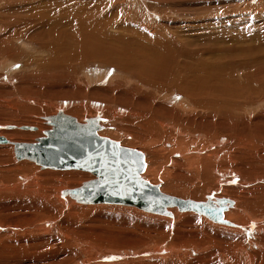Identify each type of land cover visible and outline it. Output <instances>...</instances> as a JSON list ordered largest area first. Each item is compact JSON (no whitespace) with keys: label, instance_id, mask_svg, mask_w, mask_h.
Here are the masks:
<instances>
[{"label":"rangeland","instance_id":"rangeland-1","mask_svg":"<svg viewBox=\"0 0 264 264\" xmlns=\"http://www.w3.org/2000/svg\"><path fill=\"white\" fill-rule=\"evenodd\" d=\"M79 6L81 7L79 8ZM70 7L73 9V13L77 10L78 13H84L85 11L82 17L89 12H92L90 16L108 15V18L119 16L120 22L118 24L120 23L121 27L124 26L126 29L131 30L128 32L129 34L125 37L120 36L125 29H117L118 25L116 26L117 30L115 27H112L110 31L107 28L106 30L110 37L113 36V40L115 38L119 39H116L117 41L115 40L114 43L120 46L123 45L122 52L135 50V41L137 40L134 38L141 33L146 35V39L143 40L146 45L155 46L158 44L159 54H165L168 51L167 47L172 49L174 44L171 42L172 46L168 44V41L165 44L163 42L157 43L156 39H159L161 35H157L156 32H160V29L165 31L168 26L179 30L182 36L187 37L183 42L184 45L180 44L181 47L187 46V48H194V50L212 46H219L221 49L223 47L232 48L234 53L231 51L227 53L236 54V56L234 59L224 60L226 64L224 69L230 74L233 73L231 76L233 75L232 79L235 81V89L240 94L239 105L240 102L242 105H253L252 107H246L247 111H242L243 113L238 111V116H235L232 120L231 116L225 113L226 117H222V121L225 125L227 124L228 127H226L232 132L242 130L254 135L255 128L258 125L254 127L253 122L258 121L261 123V128H264V97L249 98V95L253 96L252 94L255 92H258L259 95L264 94V43L262 44L264 41H261L264 40V0H38V2L37 0H0V136L13 139V141L36 142L38 138L46 136L45 131L52 129L46 117L56 115L58 109L62 107L66 113L76 117L82 124H86L87 119L99 117L100 114L102 118L99 123L101 126L99 135L118 141L125 147L143 152L147 164L143 177L153 184L160 185L165 192L180 198L193 200H204L207 193H214L217 195L216 197L233 199L235 205L237 199L243 194L242 189L246 192L245 188H248L249 196L251 195L250 191H253V194H259L258 191L260 190L256 185L259 183V185H264V155H262L263 158L257 166L258 179L256 180L260 182L256 185H253V183L247 185L245 176V179H243L240 173L235 174L232 169H226L225 165L219 167L220 162L216 160V157L217 155L222 158L224 156L222 152H219L222 147L218 143L220 139L216 140L217 143H213L205 142L204 138H199L193 142L194 144L191 142V144L181 145L182 148H179L181 146L175 140H168V136L160 134L150 114L141 111L134 113V111L127 110L128 108L120 111L114 101H109L110 96L108 98L104 97L105 100L90 98L91 85H95L89 84L86 74L93 76L98 72H106L110 77L115 76V72H117V75L119 73L114 67L101 64L98 57L92 56L93 59L96 58L99 62L92 61L90 55L85 63L82 59L79 61L78 58L69 59L71 53L68 52H72L74 49L77 51L78 49L75 55L77 57L81 48L88 47L84 46V42H90L88 48L90 53L92 52V38L85 41L87 39L85 37H89V33L85 32L84 36V32L81 31L83 33H75L76 37L72 34L74 39L68 41L71 44L70 48L73 47V49L66 52L69 48L67 46L59 53L56 52L55 48L56 34L51 37L49 33L44 32L45 35L30 38L34 32L41 33L42 27L47 29V23L57 24L59 21V26L62 24H60L62 18L73 17V15L61 16L63 15L62 11L66 12L71 9ZM94 9L96 10L95 13L93 12ZM206 15L208 16L206 17ZM84 21L90 23L91 20L84 19ZM29 24L32 25L29 26ZM91 27V25L87 27L88 31H91L89 35H93ZM52 29L55 28L52 27ZM100 31L103 30L100 28ZM16 32L20 35L23 34L19 36L20 40L13 35ZM233 42L238 45L235 48H241V44L244 43L243 45L247 51L243 47L241 48L242 51L237 48L236 52L235 43L232 46ZM249 42L250 45H247ZM257 50L261 51L258 52ZM63 52L66 53L64 58L61 57ZM58 54L59 58L57 57ZM53 57L56 62L52 61L54 60ZM56 58L61 61L56 60ZM66 60L68 61L66 62ZM81 63L82 67H80ZM135 70L143 73L142 71L145 69L142 71L140 69ZM79 79L80 81H77ZM92 82L98 83L97 86L99 87L103 85V87H107L106 83L99 85L96 78H91ZM150 82L152 81H147L148 84H151ZM174 99L178 103L185 100L184 96L175 97ZM106 103L109 104L110 108H105L104 111L106 110V112L98 113L90 107L105 106ZM173 105L175 106L174 103ZM67 106L80 109V113H73L64 108ZM200 114L201 112H194L197 117ZM206 117L208 116L206 115ZM206 119L200 122L204 121V124L211 125L215 120L212 118ZM217 119L216 122L219 120ZM200 122L194 120V124ZM7 123L17 127L29 125L36 127V129L3 128ZM192 128L184 130L182 136L176 134L174 137L195 139L197 136L193 135L194 133L190 137L188 135L189 132L196 131V127L193 126ZM13 133H15L14 138L12 137ZM205 137L207 136L205 135ZM204 142L205 144H203ZM0 146L11 149L10 153L7 151L0 152V170L1 167L6 170L3 174L5 177L0 174V264H234V262L236 264H248V262L249 264H264V218H257V221L250 219L249 221L247 214H239L232 221L243 223L244 228L252 221L257 225L250 232L243 229L244 231L237 230L236 233H231L230 230L232 229L228 231L229 228L223 226L219 227L223 231H215L218 228L210 227L208 225L210 220L207 217L191 211H185L184 213L177 208H173L176 209L174 211L171 209L174 214L172 216L159 214L151 216L152 213L150 212L148 213L137 207H127L126 205L82 204L78 202L76 204L71 198L64 199L61 196H59L60 199L57 198V194L59 195V192L64 189L82 186L91 178H96L94 173L81 169L42 168L34 161L18 160L13 146L4 144H0ZM184 147L192 150L191 153L195 150L193 155L197 158H203L204 156L211 158L212 162H208L207 166L211 169L212 165H217V172L215 170L206 173L208 170L205 171L203 168H200L202 170L200 172L196 166L197 164H192L188 173H185L189 177L180 178L181 180L177 179L175 176L176 171H178L177 165L185 160L183 159ZM218 152L219 154H217ZM177 153L179 156L176 157L175 154ZM229 153L232 154V150ZM206 157L204 158L206 159ZM150 164L152 165L150 166ZM23 167L24 171H22ZM155 169L159 171L154 173ZM70 170L83 173L85 177L83 176L82 179L78 180L67 178L66 173ZM148 171L153 173H147ZM218 171L223 173L218 174ZM50 173L51 175H49ZM251 185L255 188L253 189ZM35 193L38 195L36 196ZM255 207L259 206L254 205ZM174 217L175 220H173ZM205 218L208 224H206ZM213 224L218 226V223ZM224 231L229 234L227 235ZM101 237L105 238L106 241L100 239ZM95 241H101L100 244L103 248L99 251L102 250L105 254L96 255L97 252L92 251L90 244L93 246ZM160 248L170 250V253H168L170 256H160L158 254L162 251ZM19 250L22 253L19 254L20 256L17 254L20 253ZM131 252H134V255L131 256ZM110 254L115 257L118 256L117 258L120 259L109 260L108 258L112 256ZM24 255H26L25 258ZM260 256L263 259H260Z\"/></svg>","mask_w":264,"mask_h":264},{"label":"bare ground","instance_id":"bare-ground-1","mask_svg":"<svg viewBox=\"0 0 264 264\" xmlns=\"http://www.w3.org/2000/svg\"><path fill=\"white\" fill-rule=\"evenodd\" d=\"M37 2H38V0H37ZM60 7H62V6H60ZM80 7L81 6H79V8ZM90 7L91 6H89V8ZM112 7H113V5H112ZM90 9L92 10V8H90ZM72 11H73L72 8L71 9H68L66 12L65 11H62L63 12V15H61V16L73 15V17H66V18L64 17V18H62V20L60 19L61 20L60 24L62 23L61 25L58 26V22L59 21L57 22V24L54 23V22H53L54 24H52V22L51 23H47V29H45L46 27L44 29L42 27L41 28V31H42L41 33L38 34V33H35L34 32V34L32 33L33 36H31L30 38H35L34 36H36V38H37V37H40L42 35H45V34H43L44 32L49 33V36H51V37L54 34H56L57 37L54 36L56 38L55 39L56 40L55 41L56 42V45H55L56 47L55 48L57 50L56 52L59 53L61 50L64 49V47L67 48V46L69 48H67L68 50L66 52H68V51H70V50L73 49V47L70 48V45L71 44H70V41H68L70 39H74V37H73L72 34L75 35V33L78 34V33H83V32H84L83 33L84 36H85V32L91 34V31H88V28H87V27H90V25H91L92 26L91 27V30H92L93 35H89L88 34L89 37H85V38H87L85 41H89L88 38H92V41L90 40L92 42L91 44L93 45L92 50H91L92 52L90 53L89 48H88L89 45H90L89 44L90 42L89 43L88 42L86 43V42L82 41V42H84V46H88V47L87 48L83 47V48H81V50L79 49L81 51V53L79 51V53H78L79 55L77 57L75 55L78 52V49H77V51H76V49H74V51H72L74 53L68 52V53H71L70 56H69V59L70 58L71 59L72 58H75V59L78 58V61L82 59L84 61V62L83 61L82 62L85 63V61L87 62L88 56L90 55L89 57H90V59L92 61H95V62L96 61L97 62L100 61L101 64L103 63L105 65H108V67L109 66H112V67H114L118 71L119 74L117 75V72H115V76H110V77H109V74H107L106 72H98V73L94 74L93 76H88L90 74H86L85 76L88 78L89 84L90 85L91 84H94L96 86L95 87V86L91 85L92 87H91V90H90L91 91V97L90 98H92V99H100V100L103 99V100H105V98H108L110 96L109 97V101H114L115 102V105L118 107V109L120 111L126 110L128 108L127 110L134 111V113H136L138 111L139 112L141 111V112H145V114L146 113L150 114L153 117L154 123L157 126L160 134H163L166 137L168 136L169 137L168 140H170V139L171 140L172 139L175 140L176 143L179 146H181V145H184V146L185 145H189V144H191V142L193 143V142L197 141V139H199V138H204L205 139V142H213V143L214 142L217 143L216 140L217 139H220V141L218 143H219L220 146L222 145V147L220 148L219 152H222L224 156H223V158L220 157V155H217V157H216V160L218 162H220L219 163L220 164L219 167H221V165H225L226 169H228V170L232 169L235 174H239L240 173L241 176L243 177V179H245V177H246V179H247V181H246L247 185L248 184H252V183H253V185H256L258 182H260V181H258L256 179H258V175H257L258 174V167L257 166H259L258 165L259 164L258 162L263 158L262 155H264V130H263L264 128L263 129L261 128V123H259L258 121L253 122L254 127H255V125H258V127L255 128L254 135H252L251 133L246 132V131H242V130H238V132L237 131L236 132H232V131H230L227 128L228 127L227 124L225 125V123L222 121L223 120L222 117H226L224 115L225 113H228L231 116V120H232V118H235V116H238L237 115L238 111H241V113H243L242 111H244V112L247 111V108L246 107H252V105H253V104L251 106L248 105V104L247 105H242L241 102H240V105H239V98H240L239 95L240 94H238V90L236 92V89H235L236 88L235 81L232 79V76L233 75L231 76V74H233V73L230 74L229 72H227L224 69L226 67V64L224 63V60L225 59H228V60L234 59V57L236 56V54L231 55V54L227 53L228 51H231L232 53H234V50L232 48L223 47L221 49V47H219V46H212L210 48L207 47V48H201V49L194 50V48H189V47L187 48V46L184 47L183 46L184 45L183 42H184L185 39H187V37L186 36H182V34L180 33L179 30L172 29L171 26H168V29L167 30L163 31L162 29H160V32H156L157 35L158 34L161 35L159 37V39H156L157 43L158 42H163V44H165V42L168 41V44H170L172 46L174 44V46H173L172 49H169V47L166 46L168 48V51L165 54H163V55L162 54H159L160 52L158 51V44H156L155 46H153V45H146V43L143 42V40L146 39V35H143L141 33L138 34V37L136 36L134 38V39L137 40V41H135V50H133V51H131V50L128 51L127 50V51L122 52L123 51V48H122L123 45L120 46L119 44H115L114 41L117 38H115V40H113L114 39L113 36L110 37V34L106 30V28H107L110 31L112 29V27H115V29H116L117 28L116 26L118 25L119 27L117 29H119V28H121V30L122 29H125L124 32L123 31L121 32L123 35L121 34L120 36L125 37V35H128L129 34L128 32H130L131 30L126 29L124 26L121 27L120 26V23L118 24V22H120V17L119 16H114V17L112 16V18H108V15L107 16L106 15H104V16H101V15L90 16V15H92V12L91 13L89 12L88 14H86L85 16L82 17V15L85 13V11H84V13H82V12L81 13H78L79 12L78 10L76 12H74V13ZM95 11L96 10L94 9L93 12L95 13ZM116 12H118V11H116ZM207 16L208 15H206V17ZM130 17H132V15H130ZM84 19L85 20H88V21L91 20V21H90V23H88V22H85ZM128 19H130V18H128ZM137 19H138V17H137ZM173 20H175V19H173ZM23 25H24V23H23ZM30 25H32V24H29V26ZM138 26H139V24H138ZM52 27H54L55 29H52ZM102 27H103V29H102ZM27 28H28V26H27ZM100 28L103 31H100ZM81 31H83V32H81ZM18 32H16L13 35L16 36V38L20 40L21 38H19V36H22L23 34L20 35V33L18 34ZM95 32H98V33H95ZM112 32H114V31L112 30ZM24 35H25V33H24ZM191 35H193V34H191ZM75 37H76V35H75ZM22 38H24V37H22ZM75 39H77V38H75ZM82 40H84V39H82ZM117 40H119V39H117ZM188 40H189V38H188ZM50 41H53V40H50ZM79 41L81 42V39L80 38H79ZM261 41H264V40H261ZM120 42H122V41H120ZM43 43H45V42H43ZM231 43H229V44H231ZM234 43L235 42H233L232 46H234ZM236 43H237V41H236ZM236 43H235L234 48L236 46H238V45H236ZM263 43L264 42H262V44ZM122 44H123V42H122ZM180 44H183L182 45L183 47H181ZM189 44H191V43H189ZM243 44L244 43L241 44V48L244 47ZM43 45H45V44H43ZM226 45H227V43H226ZM247 45H250V42H249V44L247 43ZM50 46H51V44L49 45V47ZM49 47H48V49H50ZM42 48H44V47H42ZM237 48H235V50ZM241 48H238V49H241ZM257 48H259V47H257ZM245 50H246V48H245ZM241 51H242V49H241ZM260 51H258V52H260ZM171 52H172V54H171ZM236 52H237V50H236ZM244 53H245V51H244ZM62 54L63 55H61V57L64 58V56L66 55V53L63 52ZM253 55H255V54H253ZM58 56H59V54L57 55V57ZM92 56L93 57H98V60L99 61L96 60V58L93 59ZM250 56H251V54H250ZM53 59L54 60H52V61L56 62L54 57H53ZM56 60H60V59H57L56 58ZM67 61L68 60H66V62ZM92 61H90V62H92ZM69 62L71 63L70 60H69ZM62 63H63V61H62ZM48 65H49V63H48ZM80 67H82V63H81V66ZM135 69H140L141 71L143 69H145V70H143L142 71L143 73H141L139 70H135ZM227 70H228V68H227ZM232 72H234V71H232ZM91 78L98 79L99 85L100 84L103 85V83H106L107 84V87H103L104 85L102 87H99V86H97L98 83H96V84H95V82H92L91 83ZM236 79H237V77H236ZM85 80H87V79L85 78ZM77 81H80V79L77 80ZM144 81H146V82H144ZM147 81H152L153 83L150 82L151 84H148ZM253 90H251V91H253ZM255 91H256V89H255ZM102 93L104 94L103 97H102ZM255 93L252 94L253 96H250L249 95V98L250 97H255V98L256 97H260V98L261 97L262 98L264 97L263 96L264 94L263 95H259L258 92L256 94ZM181 96H184L185 100H183L180 103H178L177 101H175V99H174L175 97H181ZM106 100H108V99H106ZM179 100H181V99L179 98ZM252 100H254V99H252ZM173 103L175 104V106L173 105ZM70 105H72V104L70 103ZM68 106L67 107H64V108H66L67 110H69V111H71L73 113L74 112L80 113V109L74 108V107L72 108V107H68ZM90 107L93 108V109H95L96 112H98V113H100V112H106V110L104 111L105 108L110 109L109 108V104H107V103L105 104V106H103V105H96V106H90ZM83 109H84V107H83ZM107 111H109V110H107ZM60 112H63L65 114H68V113H66L64 111L63 107L61 109H58V112H57L56 115H58ZM194 112H201V114L198 115V117H197V116L194 115ZM206 115L208 117H206ZM244 115H245V113H244ZM98 116L99 117L91 118V119H94L95 122L99 124L100 123V119L102 117H101L100 114ZM116 116H117V114H116ZM144 117H146V116H144ZM215 117L219 119V120L217 119L218 122L215 121L216 120ZM74 118L76 119V123H78L79 125H82V123H80L76 117H74ZM206 118L215 119V120H213L214 123L211 124L212 126H215V127H212L211 125H206L207 123L204 124L203 123L204 121L202 123L200 122L202 120H207ZM147 119H151V118H147ZM46 120H47L48 124L51 125L52 128H53V125L50 122V116L49 117H46ZM194 120H197V121L199 120L200 123L199 124H194ZM259 121L261 122V120H259ZM229 122H227V123H229ZM88 123H89V121L87 119V123L86 124H88ZM193 126L196 127V131L189 132L190 134H188V135L190 137L194 133L193 135L197 136V138H195V139H193V138L192 139H184V137H183V138H180L179 139V138H175L174 137V135H176V134H177V136L178 135H181L184 130L193 129L192 128ZM3 128H7V129H23V130H26V129L34 130V129H36V127L29 126V125H22V126L17 127L16 125H12V124H9V123L5 124ZM100 129H101V126H100L99 129H97L98 135H99ZM228 131H230V132H228ZM15 133H17V132H15ZM15 133H13V135H12L13 138L15 137L14 136ZM202 133H204V134H202ZM45 135H46V133H45ZM205 135L207 137H205ZM184 136H186V135H184ZM6 139H7L6 142H0V144H4L6 146H13L14 151L16 150L15 149V144L16 143H29V142L13 141V139H10V138H9L10 139L9 140L7 137H6ZM204 139H203V141H204ZM38 140H39V138H38ZM38 140L36 142H38ZM110 140H112V139H110ZM112 141H115V140H112ZM115 142L119 143L118 141H115ZM205 142L203 144H205ZM119 144L122 146V148H125V146H123L121 143H119ZM126 148H128V147H126ZM179 148H182V146L179 147ZM184 148L185 149H184V158L183 159H185V160L183 162H179L178 165L176 164L177 165V168H178V171H176L175 176H176L177 179H180V178H183V179L184 178H188L189 176L187 174H185V173H188V171H189V169H190V167H191L192 164H197L196 166L198 167V170H200V168H203L205 171L208 170V171H206V173H209V171H215V170L217 172V170H218V166L217 165L216 166L212 165L211 166V169L207 166L208 165V162H212L211 158L206 157V156H204V157H206V159L204 157L203 158H200V157L197 158L195 155H193V152H195V150H193V152L191 153L192 150H190L187 147H184ZM134 150H137V149H134ZM175 150H178V149H175ZM228 150L229 151L232 150V154H230ZM1 151H7V152L10 153L11 152V149L8 148V147H5V146H0V152ZM137 151H139V150H137ZM139 152H141V151H139ZM215 152H217V151H215ZM219 152L217 154H219ZM141 153L144 156V162H143V167L144 168L142 169V171H140V173L138 174V177L139 178H142L144 180H147V179H145L143 177V173L145 172V170L147 168L146 158H145L144 153L143 152H141ZM15 155H16V151H15ZM175 155H176V157L179 156L178 153L175 154ZM212 155H213V153H212ZM220 158H222V159H220ZM17 159L18 160L27 159V160L34 161V160L29 159L27 157L21 158V159L17 158ZM219 160H221V161H219ZM229 161H230V163H229ZM231 161H232V163H231ZM34 162H36V161H34ZM218 162H216V163H218ZM222 162H223V164H221ZM154 163H153V165L155 166ZM198 163H200V165H198ZM37 164H39V163H37ZM39 165L42 167L41 164H39ZM151 165L152 164H150V166ZM17 167H19V166H17ZM20 167H21V165H20ZM42 168H52V167H42ZM22 169H23L22 171H24V167ZM52 169L67 170L65 168H52ZM69 169H77V170H79L78 168H69ZM81 170H84V169H81ZM87 171H90V170H87ZM157 171H159V170L158 169L157 170L155 169L154 170V173L157 172ZM201 171L202 170H200V172ZM4 172H6V170H3V168L1 167L0 174L3 175ZM90 172H92V171H90ZM151 172L152 171H148L147 173H150L151 174ZM25 173H27V172H25ZM92 173H94V172H92ZM220 173H223V172H219L218 171V174H220ZM94 174L96 175V178H93V179H97L98 178V175L96 173H94ZM225 174L228 175L227 172H225ZM49 175H51V173ZM66 175H67V178L75 179V180L82 179L83 176L85 177V175L83 173H78V172H75L73 170L68 171L66 173ZM125 175H126V177H125L126 182L128 184H131L132 183V180L134 178V174H131L130 175L131 177H129L127 174H125ZM229 175H230V173H229ZM3 176L5 177V175H3ZM37 176L40 177L39 175H37ZM221 177H222V175H221ZM33 178L36 179L37 177H33ZM93 179L91 178V180H93ZM125 180L123 178V182ZM86 182L84 184H86ZM234 182H236V181H234ZM1 183H2V181H1ZM22 183H25V182H22ZM151 184H153V183H151ZM259 184L256 185L257 188H258V190H260V191H258L259 194H257V193L256 194H253V191H250L251 195L249 196V194H248L249 192L247 190L248 188L247 189L245 188L246 192L245 191H242L243 190L242 189L241 192L243 194L239 197V199H237L238 201H237L236 205H235V201L233 199H230L228 197H216L217 195H215L214 193H211V194H208L207 193V195L205 196V199L204 200H196V199L193 200V199L181 198V199H184V200H192L195 203H199V204H201L203 206H209V207H213L214 206L216 208L225 207L224 208V212H223V216H224V218L226 217L225 219L229 221L228 223H224V222H220V221H216L214 219H211L207 214H205L203 212H200V211H197V210H193V209H181L178 205H169V206H167V210L169 211V213H162V212L161 213H158V212L147 211V210H145L143 208H140L139 206H136L134 204H125V203H121V202H118V201L82 203V202L78 201V199H76L73 195H71L68 192V189H64L61 192H59V195L57 194V198L60 199L59 196L63 197L64 199L71 198V199L74 200V202L76 204H78V203H82V204H117V205H126L127 207L128 206H130V207H137V208H140V209H142V210H144V211H146L148 213L149 212L152 213L151 216L152 215H157V214H159V215H166V216H172L174 214L172 213L171 209L177 208L178 210H180L181 212H184V213H185V211H191V212H195V213H198L200 215H203V216L207 217L210 220V222L208 224L207 223V220L205 218L206 224H208L210 227L211 226H214V228L217 227L218 229H216L215 231H218V230L223 231L222 229H219L220 226H223V227H228L229 228L228 231L230 229H232V230H230L231 233L232 232H235L236 233L237 230H243V229H245L248 232H250L251 229H253L257 225L253 221L252 222H249L250 219H252L254 221H257L256 220L257 218H264V185H259ZM22 185H25V184H22ZM252 187H253V189L255 188L254 186H252ZM25 188H26V186H25ZM159 188H160V190L163 193L169 194V193L165 192L164 189L162 190L160 185H159ZM25 190H27V189H25ZM199 194L200 193L198 192V195ZM37 195L38 194H36V196ZM169 195H171V194H169ZM172 196H174V195H172ZM175 197H177V196H175ZM178 198H180V197H178ZM254 205H257L259 207H257V208L255 207L256 208L255 209L254 208ZM29 207H30V204H29ZM174 210H176V209H173V211ZM242 213H243V215L244 214H247L248 215L247 217H249V221H248L249 223L247 224V226L245 228L243 227V226H245V225H243V223H237L238 221L237 222L232 221V219H234L237 215L242 214ZM243 219H244V217H243ZM245 219H246V216H245ZM173 220H175V217L173 218ZM240 221H242V220H240ZM212 222L213 223H218V226L216 224H213ZM263 227H264V224H263ZM257 231H258V229H257ZM224 232H226V234H227V231H224ZM100 239L105 240V238H102V237ZM190 239H191V237H190ZM249 239H252V238H249ZM101 241H99V242L98 241L97 242L95 241V244H93V246L90 244V246L92 247L91 248L92 251L93 252H97L96 255H99L101 253H104V252H102V250L99 251L100 249L103 248L102 245L100 244ZM106 243H108V242H106ZM220 245H221V243H220ZM223 245H224V243H223ZM111 248H113V247H111ZM161 250H160L161 252L158 253V254H160V256L161 255H163V256L164 255L165 256L166 255H169L170 256V254H168V253H170V250H167L166 248H162ZM15 251H17V250H15ZM254 251H256V250H254ZM131 253H130L131 256L134 255V252H131ZM17 254L19 255V254H22V253L20 251V253H17ZM25 254L27 255L26 251H25ZM26 255H24L23 257L25 258ZM110 255H112V254H110ZM135 255H136V253H135ZM146 255H148V254H146ZM246 255H247V253H246ZM102 256H104V255H102ZM117 257H115L114 255H112L108 259L109 260H112V261H115L117 259H120V258H117ZM10 259H12V258H10ZM260 259H263V258L260 256ZM260 259H258V260H260ZM235 260H236V257H235ZM260 261H262V260H260ZM82 264H86V263H82ZM229 264H231V263H229ZM234 264H236V263L234 262ZM248 264H249V262H248Z\"/></svg>","mask_w":264,"mask_h":264},{"label":"water","instance_id":"water-1","mask_svg":"<svg viewBox=\"0 0 264 264\" xmlns=\"http://www.w3.org/2000/svg\"><path fill=\"white\" fill-rule=\"evenodd\" d=\"M88 121L79 125L73 116L63 112L50 116L53 128L45 132L47 136L40 137L38 142L15 144L17 158L27 157L42 167L78 168L96 173L97 179L68 189L82 203L118 201L158 213H169L167 206L178 205L181 209L203 212L216 221L229 222L223 216L225 207L203 206L165 194L159 185L139 178L144 168L143 154L98 135L100 125L94 119ZM6 141L0 136V142ZM125 174L129 177L134 174L131 184L126 182Z\"/></svg>","mask_w":264,"mask_h":264}]
</instances>
